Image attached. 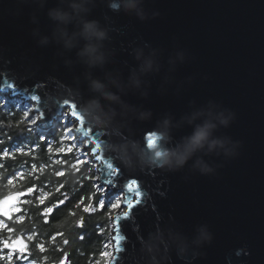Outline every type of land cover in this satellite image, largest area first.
Segmentation results:
<instances>
[{
    "label": "clouds",
    "instance_id": "clouds-1",
    "mask_svg": "<svg viewBox=\"0 0 264 264\" xmlns=\"http://www.w3.org/2000/svg\"><path fill=\"white\" fill-rule=\"evenodd\" d=\"M24 2L32 6L29 35L35 46L40 49L55 47L52 62L45 71L43 58L34 57L30 50L9 58L8 49L0 46V78H3L0 91L12 88L16 81L37 80L30 95L38 115L29 121L30 124L35 125L45 112L75 116L79 121V126L73 125L75 131L87 138L86 144L94 145L93 153L103 154V159L98 155L97 160H101L111 175L116 171L113 164H118L133 177L143 173L155 175L157 171L178 173L185 169V181L195 174L218 177L219 169L225 163L241 156L244 147L241 140L217 134L221 129L230 128L237 120V112L222 102L208 99L197 104L192 99L179 116L172 112L157 116L152 108L129 100V97L149 100L154 82L155 92L160 97L171 93L181 98L197 78L209 79L199 73L177 78L178 69L194 57L188 49L179 46L175 37L171 51L153 46L142 36L128 40L126 47L124 42L117 47L116 37L125 36L129 26L117 27L107 12L101 18L92 15L102 5L109 12L122 13L142 23L160 17L158 10L146 7V0H56L51 7L48 6L49 0ZM41 12L50 22L47 31H42L40 26ZM22 46V43L18 44V47ZM122 52H127L132 63L118 59ZM13 60L17 61V66L11 68ZM61 66L70 74V79L54 75ZM41 76L43 81L38 79ZM46 83L51 87L44 90ZM37 89L42 94H37ZM32 110L28 108L23 116L27 118ZM139 125L147 126V130ZM53 127L58 128L55 124ZM185 129L189 131L185 132ZM72 130L70 127L66 131ZM92 132L96 133L95 137L90 135ZM182 132L184 134L177 135ZM57 151H63V148ZM212 157L222 158L223 162L216 163L209 159ZM9 185L0 184V194L7 195L11 191ZM155 191L162 198L167 195L166 191ZM136 205L146 212L151 210L155 213V220L148 230L142 232L132 217V230L139 246L133 248L129 264H175L176 260L182 264H195L197 260L207 258L205 249L215 240V234L207 223L196 224L190 235L185 233L171 215L167 221L164 220L147 190L139 191ZM129 215V210L122 213L123 217ZM55 227L67 230L71 224L65 220ZM116 236L119 237L117 245L126 241L119 231ZM117 251L122 249L117 247ZM232 255L240 258L251 253L247 245L235 248L225 257L226 264H232ZM48 259L43 258L44 261ZM31 264L38 262L33 260Z\"/></svg>",
    "mask_w": 264,
    "mask_h": 264
},
{
    "label": "water",
    "instance_id": "water-1",
    "mask_svg": "<svg viewBox=\"0 0 264 264\" xmlns=\"http://www.w3.org/2000/svg\"><path fill=\"white\" fill-rule=\"evenodd\" d=\"M55 3L56 0H49L48 6ZM146 7L158 10L161 16L142 23L134 17L109 12L102 5L92 15L101 18L107 12L117 27L129 26L125 36L116 37L117 47L121 42L126 47L128 40L142 36L153 46L171 51L175 37L179 46L188 49L194 57L178 69L177 78L199 73L209 79L197 78L193 87L181 98L171 93L160 97L155 92L154 82L149 100L141 101L136 97H129V100L152 108L157 116L164 112L179 116L192 99L197 104L208 99L220 101L237 112V120L230 128L221 129L217 134L241 140L244 147L237 160L225 163L219 169L218 177L195 174L185 181L187 169L178 173L157 171L155 175L143 173L133 177L118 164H113L115 174H109L110 170L97 160L98 155L103 159V154H94V145L86 144L87 138L77 132L80 141L90 148V154L97 162L96 182L106 186L104 197L123 193L122 208L110 220L112 252L106 264H129L133 248H138L136 233L132 230V217H135L142 232L148 230L155 220V213L151 210L146 212L136 205L135 192H129L126 187L132 180L138 181L141 193L147 190L152 194L164 220L167 221L171 215L185 233L190 235L199 223L210 226L215 240L205 249L207 258L197 260L195 264H226L225 257L244 245H247L251 255L240 258L232 255V264H264V0H146ZM31 11L32 6L24 0H0V46L8 49L9 58L30 50L34 57L43 58L45 71H48L55 47L40 49L35 46L29 35ZM17 12L19 15H16ZM40 22L42 31H47L50 22L44 12L40 13ZM19 43L23 46L18 47ZM118 59L132 63L127 52H122ZM16 66L17 61L13 60L10 67ZM54 75L70 79V74L62 66ZM38 79L43 81L44 77ZM2 80L0 78V84ZM36 83L37 80L32 79L16 81L12 88H4L0 94L8 95L9 99H19L21 106L31 105L32 115L37 116L35 102L30 95ZM50 87L46 83L44 90ZM37 94H42L39 89ZM61 115L45 112L35 126L39 130H49ZM70 117L79 126V121ZM138 127L147 130L145 125ZM90 135L95 137L96 133ZM209 159L223 162L222 158ZM157 189L166 191V197H160L155 191ZM127 200L132 201L131 206ZM128 210L129 217H123L122 213ZM117 231L126 237V241H121L119 245L113 239ZM117 247L122 251L118 252ZM175 264L182 262L176 260Z\"/></svg>",
    "mask_w": 264,
    "mask_h": 264
},
{
    "label": "trees",
    "instance_id": "trees-1",
    "mask_svg": "<svg viewBox=\"0 0 264 264\" xmlns=\"http://www.w3.org/2000/svg\"><path fill=\"white\" fill-rule=\"evenodd\" d=\"M0 104V184L11 189L0 203L20 194L15 213L0 212V264H106L114 210L102 203L94 166L77 162L73 150L57 151L67 142L61 127L41 131L16 100ZM65 220L70 228L55 227Z\"/></svg>",
    "mask_w": 264,
    "mask_h": 264
},
{
    "label": "rangeland",
    "instance_id": "rangeland-1",
    "mask_svg": "<svg viewBox=\"0 0 264 264\" xmlns=\"http://www.w3.org/2000/svg\"><path fill=\"white\" fill-rule=\"evenodd\" d=\"M0 99L6 105H8L11 101L16 100L19 103V106H21L20 105L21 102L19 101V99H17V98L9 99L8 95H6V94H0ZM21 107H26L27 109L32 108V106L28 105V104H25L24 106H21ZM35 116L36 115H32V112H29L27 118L29 120H32L33 117H35ZM54 124L57 125L58 127H61L64 130V132H66V134H67L66 135V141L67 142L63 143V144H65V146L63 145L64 146L63 150L64 151H68V150L75 151L77 162H79V163L84 162V163L92 164L94 166V170L96 172L97 162H95L92 155L90 154V150H89L90 148L85 146L84 141H80V137H79L78 133L75 131V128L73 127V125L74 124L76 125V123L74 120L71 119L70 115L68 117H64L62 114L61 116H59L58 120ZM70 127H72L73 130L71 132H67L66 130ZM52 128H53V126L50 129H52ZM41 131H45V130H41ZM96 174H97V172H96ZM97 185H98V189L103 191V193H105L106 186L99 185L98 183H97ZM117 199H119L121 201V203L117 208H115V209L112 208L114 210L113 215L117 211L121 210L122 202H123V193L119 192V193L114 194L108 198L104 197V199L102 201L103 204L111 207V205L114 202H116ZM19 201H20V194H13V195H10V196L4 198L0 203V212L3 214H10L12 212L15 213L18 210L17 204ZM2 225H3L2 221L0 220V227ZM110 236H111V228H110ZM11 246L17 248L20 246V244L18 241H16ZM107 248H109V254H108V259H109L111 252H112L110 237H109V242L107 243ZM22 264H31V261L26 260Z\"/></svg>",
    "mask_w": 264,
    "mask_h": 264
},
{
    "label": "snow or ice",
    "instance_id": "snow-or-ice-1",
    "mask_svg": "<svg viewBox=\"0 0 264 264\" xmlns=\"http://www.w3.org/2000/svg\"><path fill=\"white\" fill-rule=\"evenodd\" d=\"M75 118V116H72ZM71 132V131H70ZM95 154V153H94ZM127 189L129 192H135V195L137 196V194L139 193V185H138V181L136 180H132L131 182H129L127 185H126ZM128 205H132V201L131 200H127L126 201ZM121 201L119 199L116 200V202H114L111 207L113 209L117 208L119 205H120ZM31 237V236H30ZM32 239V237H31ZM119 239L118 236H116V243H117V240ZM65 243H67V241H65ZM5 244V247H8V243L7 242H4Z\"/></svg>",
    "mask_w": 264,
    "mask_h": 264
},
{
    "label": "bare ground",
    "instance_id": "bare-ground-1",
    "mask_svg": "<svg viewBox=\"0 0 264 264\" xmlns=\"http://www.w3.org/2000/svg\"><path fill=\"white\" fill-rule=\"evenodd\" d=\"M63 114V113H62ZM59 118V117H58ZM58 118H57V120H58ZM122 208V207H121Z\"/></svg>",
    "mask_w": 264,
    "mask_h": 264
}]
</instances>
